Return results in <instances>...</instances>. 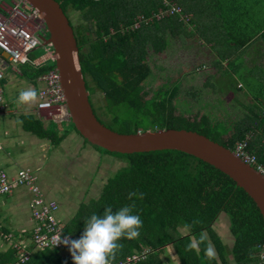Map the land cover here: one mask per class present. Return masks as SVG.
I'll return each instance as SVG.
<instances>
[{
    "label": "trees",
    "instance_id": "1",
    "mask_svg": "<svg viewBox=\"0 0 264 264\" xmlns=\"http://www.w3.org/2000/svg\"><path fill=\"white\" fill-rule=\"evenodd\" d=\"M55 1L72 29L88 101L101 124L124 134L185 129L204 135L230 151L245 141L246 150L264 166V116L248 118L244 115L237 122L227 123L214 116H188L177 113L174 106L182 82L178 88L169 91H166V85H161L149 98L150 92L146 90L152 78H165L166 83L167 78H174L166 72L172 68L164 61L160 62L164 71H159L156 54L167 51L178 40L179 45H183L184 35L191 36L193 32H201L200 37L214 46L219 60H229V68L244 62L248 44L253 41L264 43V19L260 16L264 2ZM172 6L178 10L164 14L171 11ZM68 11L78 15L75 24ZM153 14L159 15V19L153 18L146 24L140 22L138 28L134 27L140 17L150 19ZM169 35H174L170 43ZM233 52H238L237 58H231ZM30 59L33 56L30 55ZM217 66L221 73L227 74L220 64ZM196 67L201 66L196 64ZM196 67L189 66L187 72L176 70V78L200 75L194 71ZM48 69L33 68L32 77L22 71L34 79ZM95 93L101 94L104 101L98 107L99 112L92 101ZM187 97L183 99L184 103H187ZM189 100L194 102L197 98ZM224 117L229 118L226 114ZM22 122L24 130L46 139L52 146L59 145L67 134V131L58 134L43 128L31 116L23 117ZM70 125L75 130L71 122ZM93 147L103 154L124 159L126 166L107 179L96 199L79 205L71 219L62 225L64 234L78 238L83 222L92 212H101L107 205H112L115 210L130 202V191L143 192L142 198H132L134 211H138L143 221L140 235L132 239L121 238L118 242L121 246L110 262L144 252V258L133 264H164L162 256L169 248L177 264H230V259L231 264H264L259 254V248L264 244L262 217L253 201L228 176L180 151L118 154ZM220 214L227 217L232 241L229 249L213 228ZM10 234L0 226V243L4 245L0 244V264L13 263L22 250L30 251V255L20 264H73L70 257L60 255L57 250L36 249L24 236L15 238V234ZM25 236L31 239L30 234Z\"/></svg>",
    "mask_w": 264,
    "mask_h": 264
},
{
    "label": "crops",
    "instance_id": "2",
    "mask_svg": "<svg viewBox=\"0 0 264 264\" xmlns=\"http://www.w3.org/2000/svg\"><path fill=\"white\" fill-rule=\"evenodd\" d=\"M258 1L264 2V0ZM260 16L262 17L261 19H264V11L261 12ZM43 30L46 32L44 26H42V28L36 33L45 37ZM200 34L201 32H193L191 36L184 35V38H182L183 45L180 46V42L178 40L176 41L175 45H170L167 51L158 53L164 54V57L167 59L163 58L161 61H164L163 63L172 68V70H165L167 73H170L172 76H174V78H167L168 87L171 89H176L179 87L180 82H182L185 85L180 87V94H186L188 93V90H196V98L198 102L200 101L201 108H204V106H206L208 103L209 106H212L209 113H213V116L222 120V122H237L244 115H247L248 118L252 116L257 118L264 116V43L253 41L252 43L248 44L246 46V53L243 55L244 62L237 63L236 65H232L229 68V60L225 59V61H220L219 56L214 50V46H212L210 43H205V41L200 37ZM172 38H174V35L168 36L169 43L171 42ZM194 46H196V48H194L193 51H190V49ZM38 48L43 50L42 55H38L37 57L36 53L34 52L36 50L30 54L33 56L32 60L38 63L37 65L24 64L13 66L8 62L7 55L0 53V63L4 70V76L0 80V85L3 90L4 105V110L0 112V143L2 145V150L0 151V163L9 173H14L17 171L18 169L16 167L20 166L19 164L29 163L31 160L34 163L38 154L44 152L43 150L48 147L55 148L59 146L61 143H63L67 136L71 135V131L73 130L72 128H69L70 126L66 129H63V124H70L69 121H64L59 124V132V128L57 129V123L44 118V114L38 115L35 111L38 102L37 96L35 100L29 104H21L17 100L18 93L21 90L31 87L35 88L38 93V90L42 86L41 82L39 81L40 77L32 79L24 75V72L25 74H28L30 77H32L31 74H33V68L50 69L55 66V62L51 61L47 54V51L53 52L52 48L50 47L49 49L47 47V50L45 47ZM202 48H204L206 54L200 53ZM219 49L221 48L219 47ZM181 52L185 54L180 56ZM237 55L238 52H233L231 54V58H237ZM199 56L204 57L202 58L204 61L198 64V66H204L207 64L209 67L208 71H210L209 73L206 72L202 74L200 72V75H195L193 77L189 76V78H181V76H179V78H176V70L187 72L189 66L191 68L192 63L188 64L187 58L196 60V58H199ZM156 59L158 61V58ZM199 59L201 60V58ZM185 62H187V64ZM217 64H220V67L227 71L225 76L223 73H221L222 71L217 66ZM210 67L212 68L211 70ZM157 68L159 71H164L160 67L159 63ZM203 76L205 77L203 78ZM210 76L212 77L209 78ZM241 76L244 78H241ZM214 80H216V84L221 87V89L218 91H216V88H214L211 84V82ZM216 95H222V102L219 101ZM228 97L229 101L224 102V99H227ZM189 98L192 99L190 95ZM207 100H212L213 102L218 100V105H223L224 107L229 105L233 110L237 108V111H222L221 113V111L218 110L217 112V109L214 108V106L211 105ZM190 103L192 104V102ZM224 114L229 116V118H225ZM26 116H31L35 120L39 121L43 128H48V126L53 125L55 128H52L51 130L56 131L58 134H62L63 132L67 131V134L59 145L52 146L46 139L38 138L32 133L24 130L22 118ZM32 147H35V150H33ZM21 169L31 170L30 168ZM35 170L38 171L39 167ZM41 187V191L44 193L46 199L56 202L57 205L55 215L58 216L57 219L62 226L69 219H71V217L74 215L73 213L76 212L78 207L74 208L73 211H70L68 206H66L67 203H64L66 200L63 195L58 198L56 193L57 190L44 188L43 186ZM50 191L53 192L51 193ZM30 201L31 194L23 188L16 189L10 195L0 197V226L7 230L9 234L12 233L10 235L15 234V238L24 236L27 242L30 241V238L26 237L25 234L27 236L28 234L31 235V229L34 225L31 217ZM61 203L65 206L61 205ZM58 252L62 256L71 258L68 250L66 249L60 250ZM168 258L169 256L165 257L164 253L162 256V261L164 264H170L169 261L166 260Z\"/></svg>",
    "mask_w": 264,
    "mask_h": 264
},
{
    "label": "water",
    "instance_id": "3",
    "mask_svg": "<svg viewBox=\"0 0 264 264\" xmlns=\"http://www.w3.org/2000/svg\"><path fill=\"white\" fill-rule=\"evenodd\" d=\"M24 1L28 7L38 12L48 32V38L42 35H38V38L43 46H51L54 52L55 67L59 74L69 120L84 140L110 153L132 154L175 150L200 159L228 176L248 195L259 210L264 227V177L232 151L204 135L185 129H160L124 134L101 124L89 104L76 42L59 4L55 0Z\"/></svg>",
    "mask_w": 264,
    "mask_h": 264
},
{
    "label": "built area",
    "instance_id": "4",
    "mask_svg": "<svg viewBox=\"0 0 264 264\" xmlns=\"http://www.w3.org/2000/svg\"><path fill=\"white\" fill-rule=\"evenodd\" d=\"M173 10L177 11L178 8L175 9L172 6L171 11H165L164 14L172 13ZM153 18L159 19V15L153 14L150 19L140 17L139 23H136L134 27L138 28L140 22L146 24ZM42 26L44 25L38 12L32 7H28L24 0H0V53L6 54L8 62L13 66L37 65L38 63L31 60L29 55L38 47H45V49L47 47L50 49L51 47L49 45L43 46L38 38L40 34L36 32ZM47 54L49 59L55 62L54 53L47 51ZM3 76L4 70L0 63V80ZM39 81L42 86L37 93L36 113L38 115L44 114V118L52 120L54 123L58 122L60 124L64 121H69V114L56 67L50 68L45 74L40 76ZM2 110H4L3 90L0 85V112ZM1 150L2 145L0 143ZM232 152L264 177V166L259 164L255 156L246 150L245 141L238 143ZM20 188L27 190L31 194L30 208L34 225L31 229L30 242L33 246L36 249L67 250L66 246L59 244L52 247L54 237L58 233L62 237L67 234L63 233L62 226L56 219V202L46 199L38 185L34 172L29 169H18L14 173H9L0 163V197L10 195ZM70 238L72 237L70 236ZM16 248L19 249V246H16ZM259 254L261 261L264 263V244L259 248ZM29 255L30 251L22 250L19 252L17 259L11 264L23 263L28 259ZM143 258L144 252L132 254L122 261L110 262V264H133Z\"/></svg>",
    "mask_w": 264,
    "mask_h": 264
},
{
    "label": "rangeland",
    "instance_id": "5",
    "mask_svg": "<svg viewBox=\"0 0 264 264\" xmlns=\"http://www.w3.org/2000/svg\"><path fill=\"white\" fill-rule=\"evenodd\" d=\"M68 14L71 17L73 24H75L78 15L72 14L71 11H68ZM43 32L45 37L48 38V32L47 31L45 32L44 30ZM194 48H196V46L192 47L190 51H193ZM34 52L38 57V55H42L43 50L41 48H38ZM200 53L206 54L204 48L200 50ZM180 54H181L180 56H182V54L185 53L181 52ZM156 58H158V61H161L163 60V58L166 57H164V54H156ZM199 58H201V60ZM199 58H196V60L187 58L188 64L197 61L194 62L195 64L194 63L191 64L196 67V63L200 64L201 62L204 61V59H202L204 57L199 56ZM158 61L156 59V63L160 64V62ZM185 63L187 64V62ZM211 69L212 68L210 67V70ZM208 70L209 67L206 64L201 67H196L194 71L201 72L202 74H204L206 72L209 73L210 71ZM161 74L163 75V73ZM204 77L205 76H203V78ZM211 77L212 76H210L209 78ZM211 84L214 88H216V91L221 89V87H219L216 84V80L212 81ZM161 85L164 86L166 85L165 87L166 91L173 90L170 87H168V84L165 82V78H157V77L152 78V80L146 86V90L150 92L147 98L150 97L152 91L156 90ZM184 85L185 84L182 83V86ZM189 95L191 96V98H194L196 100L197 91L188 90V93L179 95V98L177 99V103H174L177 113L180 114L182 113L188 116L197 114L199 116L207 115L209 117H213V113H209L212 106H209L207 103V105L204 106V108H201L200 101L198 102L197 100L192 102L191 104L189 100L190 99ZM186 96H188L187 97L188 100L186 101L187 103H184L183 99ZM216 97L219 99L220 102H222V98H221L222 95H218V96L216 95ZM92 101L94 106L97 108V111L99 112L98 107L104 103L102 95L95 93L92 96ZM207 101L211 105H213L214 108L217 109V112L218 110H220L221 113L222 111H227V112L237 111V108L233 110L229 105L225 107L223 105H218L217 104L219 103L218 100H215L216 102L215 101L213 102L212 100H207ZM228 101H229V97L227 99H224V102H228ZM56 123L58 126L57 129L59 128L58 131L60 132V125L58 122ZM68 127L71 128V125L70 124L62 125L63 129H66ZM48 128L52 129L55 128V126L50 125L48 126ZM32 149L35 150V147H32ZM43 151L44 152L36 156V160L34 163L31 160V162L29 163L19 164L20 166H17L16 168L17 169L30 168L33 172H35V175L37 177V182L40 187L43 186L44 188L57 190L56 193L58 195V198H60L61 195H63V197L66 200L64 203H67L66 206H68L70 211H73L74 208L79 207L81 203H87L91 199H96L99 196L102 186L105 184L107 179L112 177L116 171L126 166L125 165L126 162L124 159L116 158L111 155L103 154L97 151L96 149H94L92 145L86 143L84 139L80 135H78L74 130L71 131V135L67 136L63 141V143H61L59 146L55 148L48 147ZM38 167L39 170L36 171L35 169ZM50 192L52 193L53 191ZM61 205L64 204L61 203ZM57 217L58 216H56V219ZM227 225H228L227 217H225L224 214H220L216 223L213 225V228L223 239L227 249H229L232 241L230 234L228 232ZM0 244L4 246L2 242ZM168 256L169 258L166 260H168L170 264H176L174 261V255L169 248H167L165 251V257ZM229 263L231 264V259Z\"/></svg>",
    "mask_w": 264,
    "mask_h": 264
},
{
    "label": "clouds",
    "instance_id": "6",
    "mask_svg": "<svg viewBox=\"0 0 264 264\" xmlns=\"http://www.w3.org/2000/svg\"><path fill=\"white\" fill-rule=\"evenodd\" d=\"M35 88H26L18 93L17 100L21 104H29L35 100ZM20 122V121H18ZM143 192L130 191L129 203L113 210L107 205L101 212H92L83 222L82 232L78 238L72 239L69 235L54 237L52 247L57 244L66 246L73 264H110L116 250L121 246V238H136L140 235L143 221L134 211L133 197L142 198Z\"/></svg>",
    "mask_w": 264,
    "mask_h": 264
}]
</instances>
